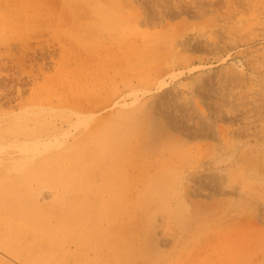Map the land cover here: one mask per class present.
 Returning <instances> with one entry per match:
<instances>
[{
  "label": "rangeland",
  "instance_id": "obj_1",
  "mask_svg": "<svg viewBox=\"0 0 264 264\" xmlns=\"http://www.w3.org/2000/svg\"><path fill=\"white\" fill-rule=\"evenodd\" d=\"M0 264H264V0H0Z\"/></svg>",
  "mask_w": 264,
  "mask_h": 264
},
{
  "label": "crops",
  "instance_id": "obj_2",
  "mask_svg": "<svg viewBox=\"0 0 264 264\" xmlns=\"http://www.w3.org/2000/svg\"><path fill=\"white\" fill-rule=\"evenodd\" d=\"M44 205V206H43ZM40 209L33 213V216H37L36 218L39 219V218H43V216H46V212L44 211L45 208H47V206L49 207V204H43Z\"/></svg>",
  "mask_w": 264,
  "mask_h": 264
},
{
  "label": "bare ground",
  "instance_id": "obj_3",
  "mask_svg": "<svg viewBox=\"0 0 264 264\" xmlns=\"http://www.w3.org/2000/svg\"><path fill=\"white\" fill-rule=\"evenodd\" d=\"M44 206V205H43Z\"/></svg>",
  "mask_w": 264,
  "mask_h": 264
}]
</instances>
